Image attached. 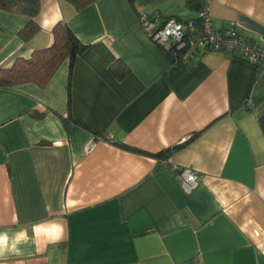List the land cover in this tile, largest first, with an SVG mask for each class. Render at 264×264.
I'll return each instance as SVG.
<instances>
[{
    "label": "crops",
    "instance_id": "obj_1",
    "mask_svg": "<svg viewBox=\"0 0 264 264\" xmlns=\"http://www.w3.org/2000/svg\"><path fill=\"white\" fill-rule=\"evenodd\" d=\"M40 3L26 46L28 18L0 9V66L49 45L57 21L88 46L68 124L67 61L44 87L0 88V264H264V64L218 51L174 63L139 18L197 15L185 0ZM208 13L264 46V0H209Z\"/></svg>",
    "mask_w": 264,
    "mask_h": 264
},
{
    "label": "trees",
    "instance_id": "obj_2",
    "mask_svg": "<svg viewBox=\"0 0 264 264\" xmlns=\"http://www.w3.org/2000/svg\"><path fill=\"white\" fill-rule=\"evenodd\" d=\"M73 6L75 11L85 9L92 4L95 0H66ZM186 7L196 13L197 15L186 18L184 20L193 21L195 24L202 25V17L200 12L205 9L208 4L207 0H185ZM0 9L14 13L24 15L28 18L23 27L18 30V36L26 46L31 39L40 31L41 27L36 21V16L41 9L40 0H0ZM173 16H167L171 18ZM179 20H183L181 17H177ZM53 41L43 47H37L31 50L29 56L17 55L14 57L10 64L0 66V88L9 89L16 85L32 82L39 87H44L58 68L65 62H68L69 67V80H68V98L67 106L68 113L63 116V122L68 124L69 120L73 119L71 114V92H70V80L73 71L75 61L79 55H81L87 48V44L79 39L73 29L66 21H57L52 27ZM162 50L167 54L170 59L177 64H181V52L178 49ZM120 61H115L111 65V70L115 75L123 76L127 69L120 70ZM253 65L259 66L262 64L254 63ZM36 114L41 117L42 114ZM95 137H102L110 142H115L112 138H107L105 135L94 134ZM123 147H128L132 150L145 153V151L126 146L124 143H117ZM179 145L162 149L158 152H146L149 155L163 160L166 159Z\"/></svg>",
    "mask_w": 264,
    "mask_h": 264
},
{
    "label": "built area",
    "instance_id": "obj_3",
    "mask_svg": "<svg viewBox=\"0 0 264 264\" xmlns=\"http://www.w3.org/2000/svg\"><path fill=\"white\" fill-rule=\"evenodd\" d=\"M209 4V0H207ZM208 4L200 12L202 25L190 20L165 18L158 11L140 16L143 31L158 46L165 50L178 49L181 60L200 58L202 52L218 51L237 56L251 64H264V46L243 36L236 27L215 29L208 13ZM96 142L91 141L87 149L91 150ZM181 184L186 191L197 185L198 175L190 168L180 169Z\"/></svg>",
    "mask_w": 264,
    "mask_h": 264
},
{
    "label": "water",
    "instance_id": "obj_4",
    "mask_svg": "<svg viewBox=\"0 0 264 264\" xmlns=\"http://www.w3.org/2000/svg\"><path fill=\"white\" fill-rule=\"evenodd\" d=\"M185 264H190V263H185Z\"/></svg>",
    "mask_w": 264,
    "mask_h": 264
}]
</instances>
